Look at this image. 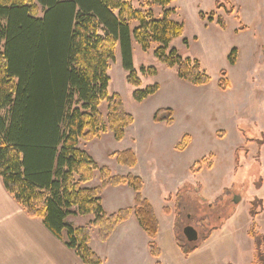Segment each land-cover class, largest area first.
<instances>
[{"label": "trees", "instance_id": "16d2710c", "mask_svg": "<svg viewBox=\"0 0 264 264\" xmlns=\"http://www.w3.org/2000/svg\"><path fill=\"white\" fill-rule=\"evenodd\" d=\"M170 1L142 0L141 8L135 9L128 0H0V178L26 214L40 219L53 236L64 240L83 264H102V260L89 246L90 228L68 223L71 215L91 214V225L104 241L132 214L149 239L154 264H161L155 242L158 221L141 194L142 179L112 174L80 142L107 131L120 141L132 123L119 95L107 90L108 64L117 46L128 72L127 83L140 85L133 68L132 38L144 51L156 43L155 57L167 67H176L179 79L193 85L210 81L198 60L182 58L175 48L169 49L183 33V25L170 19L174 10L166 8ZM152 4L164 9L162 18L153 17ZM133 22L137 26L130 28ZM234 52L228 56L231 64ZM145 72L156 74L154 67ZM220 76L218 87L225 90L229 87L226 72ZM157 89L156 84L136 89L132 97L139 102ZM103 103L107 104L105 116L99 111ZM172 116L170 109H159L153 120L171 125ZM188 140L185 134L177 150L184 149ZM111 155L120 165L134 166L135 156L129 149ZM96 170L99 184L87 186ZM118 185L133 189L134 204L109 214L102 206V191ZM179 190L173 211L175 242L187 257L197 245L185 243L178 233ZM163 212L170 211L163 208ZM257 213L252 212V217ZM249 235L256 252L252 264L257 260L264 264V253L258 254L264 235L253 229Z\"/></svg>", "mask_w": 264, "mask_h": 264}, {"label": "rangeland", "instance_id": "374dc122", "mask_svg": "<svg viewBox=\"0 0 264 264\" xmlns=\"http://www.w3.org/2000/svg\"><path fill=\"white\" fill-rule=\"evenodd\" d=\"M128 1L135 9L143 4L142 0ZM166 8L174 9L170 19L183 25L182 35L169 44V49L175 48L182 58L198 60L210 81L205 85H193L179 79L176 67H167L155 57L156 43L144 51L132 38L133 68L140 85L135 88L127 83L128 72L122 67L117 46L114 59L108 64L107 90L119 95L133 121L120 141L114 140L112 133L107 131L90 141L80 142V147L114 175L139 176L144 187L142 194L155 206L160 225L171 221L173 216H165L163 208L173 214L174 194L185 180L179 190L178 233L185 243L197 245V248L188 258L179 253L182 262L164 260V264H252L256 252L249 231L253 229L264 235V181L258 160L259 149H262L259 147L264 142L259 129L264 126V100L261 99L263 105L259 106L262 109L257 111L260 126L253 121L256 112H249L247 108L252 99L256 102L264 93L263 77H260L263 89L257 85L255 77L259 72L257 69L264 71V0H171ZM150 9L155 19L163 17L162 7L152 4ZM136 26L137 22H133L130 28ZM233 50L235 58L231 65L228 56ZM149 67L155 68V75L145 72ZM221 71L226 72L230 82L227 90L218 87ZM154 84L158 86L154 94L139 102L133 99L134 90ZM236 96L238 100L235 101ZM231 97L235 107L237 103L239 107L237 125L230 111ZM106 106L103 103L99 107L104 116ZM159 109L172 111L171 125L153 120ZM184 134L189 136L188 144L179 151L176 145ZM249 139L252 142H248ZM244 144L247 152L241 150L235 164L234 149ZM128 149L135 156L132 168L120 165L111 155ZM195 161H201L200 170L198 167L190 169ZM187 163L189 169L188 166L183 168ZM172 165L176 167L174 173L168 172ZM98 184L96 170L87 186ZM129 191L131 189L125 185L108 186L102 194L106 212L128 207L132 201ZM235 195L240 196L237 203L232 200ZM252 212H258L255 218ZM91 220V214L71 215L66 219L75 227L88 226L90 247L100 256L107 255L109 250L99 241L98 229L91 225ZM186 225L198 232L195 242H188L183 236L182 228ZM142 234L145 240L142 263L147 260L145 264H154L156 260H151L146 248L149 239ZM155 242L159 248L157 236ZM126 243L123 245L129 247ZM121 249L112 253L110 259L117 264H128L123 260L126 256ZM260 253H264V243L258 250ZM17 259L14 256L12 260L16 262ZM19 261L20 264H31L24 256H20ZM253 264L261 263L257 260Z\"/></svg>", "mask_w": 264, "mask_h": 264}, {"label": "crops", "instance_id": "0c3cea01", "mask_svg": "<svg viewBox=\"0 0 264 264\" xmlns=\"http://www.w3.org/2000/svg\"><path fill=\"white\" fill-rule=\"evenodd\" d=\"M231 65H234V64H231ZM257 70H259V72L257 71V74H255L256 80L258 82L257 85H259V87L263 89L262 82H264V71H261L260 68ZM261 76L263 77L262 82L260 79ZM229 88H230V84H229ZM261 94L262 95H260L259 99L256 100V102H253L255 100L252 99L251 104L249 103L248 108H247V111L249 110V112L250 111L256 112V116L255 118H253V121L255 122L256 125L259 122L258 121L259 115H257V111L258 109L260 110L262 109V108H259V106L263 105L262 100H264V96H263L264 93L262 92ZM236 100H238V96L235 97V101ZM259 101H261V103ZM230 103L232 105L230 107V111L233 112V117H234V121L236 124V121L238 120L237 115L239 114L238 113V110H239L238 103L236 104V107H235L232 97L230 99ZM254 104H257L256 108H251ZM243 109H245V107ZM259 129L264 138V126L263 128L260 126ZM248 142H252V140L249 139ZM259 148H262L261 150L259 149V159L258 160H260V164H261L260 169L262 168V174H263L262 176H263V181H264V142ZM246 149L247 148L245 147V144L243 146L240 145L234 149L233 155H234L235 164L237 162L238 153L241 150L242 152H247ZM201 161L193 162L190 169L194 170L196 167H198V169L200 170V167L202 166V164L201 166L199 164L201 163ZM197 162H200V163H198L196 166L195 164ZM189 165L190 164L187 163L183 166V168L185 166H188L187 168L189 169ZM175 170H176V167L172 165L170 169L168 170V172L174 173ZM184 182L185 180H183L180 183V185L177 187V191L181 189L182 187L181 185ZM120 186L121 185L112 186V187H120ZM106 188L103 189L102 194L106 190ZM143 188L144 187H142L141 194H142ZM130 189L131 191H129V193H130V198L132 199V201L130 205H128V207H124V208H131L134 204L135 192L133 191L132 188ZM263 190H264V184H263ZM175 195L176 194H174V196ZM143 197L146 198L145 196ZM148 201L154 210L155 206L151 203L150 200ZM101 202L103 206L102 196H101ZM154 213L156 215L155 211ZM162 213L167 217H170V215H172L173 217L171 221L169 222V224H165V225L164 224L160 225L157 219L158 231H157L156 236L160 244L159 245V249H160V257H159L160 260L159 261L161 264H164V260L168 263L179 262V261L182 262L180 260L181 258H179V253L184 258H188L195 251L192 252L187 257H185L181 253L180 249L178 248L175 242V232H174L175 215L174 213L172 214L171 212L167 214L162 211ZM165 226H167V228L162 230L163 229L162 227H165ZM169 226H172V228L168 229ZM142 233H144V235L147 237L145 232L138 225L135 217L131 214L127 220L120 222L114 228V230L111 232V234L106 240L101 241L98 238L99 241L102 242L103 245L109 250V253L107 255L100 256L92 248L91 249L100 257V259L102 260V264H117L115 260H113L112 262V260L110 259V256L112 255V253L116 254V251L118 250V248L121 249V245H123L124 242H127L126 244L129 247H126V245H123L121 249V251L126 256L125 258H123V260L125 262H128V264H145L147 260L143 261V263L141 260L142 253L145 251V246H144L145 240L143 239L144 236ZM138 236L142 238L140 239ZM138 239L141 240L140 243H138ZM90 242H91V234H90V239H89V246H90ZM147 247H148V241L146 242V248ZM147 250H148V254L150 255L148 248ZM14 256H17L18 258L16 262H13L12 260ZM20 256H24V258H26L31 264H83L81 260L77 257V255L74 253V251L73 250L71 251V249H69L63 243V240H59L55 236H53V234L43 225L40 219L29 217L26 214V212L22 209V207L19 204H17L14 198L5 190L2 184L1 178H0V264H20V261H19ZM151 260L154 261L156 259H154L151 256Z\"/></svg>", "mask_w": 264, "mask_h": 264}, {"label": "water", "instance_id": "95a60500", "mask_svg": "<svg viewBox=\"0 0 264 264\" xmlns=\"http://www.w3.org/2000/svg\"><path fill=\"white\" fill-rule=\"evenodd\" d=\"M232 200L234 203H237L240 200V196L235 195L233 196ZM182 233L188 242H195L198 239V232L191 225L184 226L182 228Z\"/></svg>", "mask_w": 264, "mask_h": 264}]
</instances>
